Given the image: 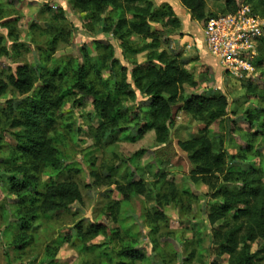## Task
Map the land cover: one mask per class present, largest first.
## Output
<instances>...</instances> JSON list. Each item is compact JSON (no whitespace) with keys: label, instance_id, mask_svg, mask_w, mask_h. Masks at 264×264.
Segmentation results:
<instances>
[{"label":"rangeland","instance_id":"rangeland-1","mask_svg":"<svg viewBox=\"0 0 264 264\" xmlns=\"http://www.w3.org/2000/svg\"><path fill=\"white\" fill-rule=\"evenodd\" d=\"M152 1L156 6L170 4L180 20L177 29L156 24L153 29L160 30L162 34L160 50L179 52L182 59L187 61V69L195 75L198 85L195 88L186 86L187 93L225 95L229 100L226 119L221 124L210 126L215 134L223 137L225 151L229 155H236L247 147L249 141L254 140V156L239 164L230 161L228 169L235 167V164L241 170L251 166L255 170L260 165L264 166V38H261L258 53L252 61L250 76L237 79L225 74L220 68L214 69L198 62L201 58L198 52L206 54L202 27L180 0ZM241 4L249 6L264 23V0H241ZM223 5L224 0H209L206 10L219 16L222 15ZM48 8L53 10L52 13ZM59 8L67 19L58 22L52 17L57 15L55 9ZM88 19L86 13L73 9L68 0H0V37H3L2 46L9 52L8 56H0L1 76L5 78L27 63L37 65L43 51L48 48L50 38L60 31L63 36L52 54L50 65L81 64L82 47H87L93 58H96L99 55L96 43L101 42L112 44L115 59L131 69V62L124 55L121 41L112 33L103 31L104 23L93 25L88 23ZM9 21L13 24V31L4 27V23ZM9 33H12L11 38ZM132 40L142 45L150 42L139 40L135 35ZM147 53L138 54L137 61H145ZM103 76L113 85L114 80L108 70L104 71ZM14 95L13 89H8L0 97V108H4L6 101ZM15 97L20 98L18 95ZM143 100L145 98L138 91L136 98L126 100V115L133 118L138 114L143 118L144 114L138 108ZM178 108L179 105L176 107V123L170 131L168 143L159 144L154 131L137 140V124L134 120L130 121L131 118L123 119L118 126H109L106 131L101 130L104 121L97 117L91 98H85L80 108H76L73 102L67 103L64 118L57 129L58 134H54L57 136L63 167L54 179L75 181L83 200L74 203L68 211L50 214L40 220L33 243L24 251L17 250L12 244L17 232L16 218L12 215L16 195L8 184V164L16 145L12 135L16 129L11 128L9 122L1 121L0 264H42L48 247L57 250V254L44 264H100L105 260L102 251L82 252L74 237L77 224L89 228L91 223H99L109 229L107 236L99 235L92 244H108L110 231L121 225H128L132 236L140 234L139 246L146 253L147 260L138 264H183L185 258L190 259L188 264H229L228 255L217 254L212 238L214 226L208 215L210 207L221 200L220 195L216 196L220 188L237 191L242 187V182L231 180L225 183L223 177L212 178L209 183L192 181L195 167L189 163L187 154L179 148L178 143L196 137L203 126ZM250 115L255 118L252 124L248 122ZM137 152L139 157L131 161L130 158ZM132 175L137 181L146 183L148 192L129 197V200L121 203L119 221L114 223L107 213V207L112 202L122 200L118 187L127 185ZM164 176L167 181L174 183L180 198L166 205L168 221L162 223L160 231L153 236L154 243L145 214L155 205L158 193L168 192V182L163 180ZM43 182H50L49 175L43 176ZM183 191H187L189 196H183ZM247 246L249 248L242 249L258 255L256 264H264V252L259 253V243L249 241ZM108 248L112 252L114 245ZM192 253H195L194 257L190 255Z\"/></svg>","mask_w":264,"mask_h":264},{"label":"trees","instance_id":"trees-1","mask_svg":"<svg viewBox=\"0 0 264 264\" xmlns=\"http://www.w3.org/2000/svg\"><path fill=\"white\" fill-rule=\"evenodd\" d=\"M68 1L73 9L88 15V23H104L103 31L112 33L121 41L124 55L130 60L132 68L128 69L115 59L112 44L101 42L96 43L99 52L96 58L87 47H82L81 64L50 65L52 54L63 36L60 31L50 38L48 48L43 51L37 65L27 63L19 66L5 78L0 73V97L10 88L20 96H12L6 101V106L0 108V122H9L10 127L16 129L12 135L16 145L8 164L9 189L16 195L12 213L17 226L12 240L14 247L24 251L33 243L40 220L50 214L68 211L74 203L83 200L75 181L54 179L63 169L61 151L54 134H58L66 104L73 102L76 108H80L85 98H91L97 117L104 121L101 130L106 131L109 126H118L123 119L131 118L126 115L124 103L136 98L138 91L145 98L138 106L144 115L140 118L135 114L130 119L137 124V140L154 131L157 143H168L179 105V110L191 115L203 126L196 137L178 143L179 148L187 154L189 163L195 167L192 181L209 183L212 178L223 177L225 183L231 180L242 182V187L237 191L226 188L218 190L216 196L220 195L221 200L210 207L208 219L214 226L212 238L219 256L228 255L229 264H256L258 255L242 248H249V241L258 242L259 253L264 252V166L260 165L255 170L252 166L241 170L235 164V167L228 169V162L239 164L254 156V140L249 141L238 154L229 155L224 149L223 137L210 129L212 124H221L226 119L229 111L227 96L188 94L186 86L195 88L198 82L187 69V61L182 59L179 52L160 50L162 34L160 30H154L153 25L179 28L180 20L173 7L168 3L156 6L152 0ZM180 1L199 23L216 16L206 10L209 0ZM242 5L241 0H224L221 14L235 13ZM55 10L58 13L52 20L59 22L67 19L61 8ZM48 11L52 13L53 10L48 8ZM12 26L11 21L4 23V27L11 31L14 30ZM134 35L139 40L150 42L139 44L132 40ZM9 37H12V33H9ZM2 44L3 37H0V56H8L9 52ZM144 51H148L146 60L137 61L136 56ZM106 70L114 80L113 85L103 76ZM39 82L41 85L37 86ZM254 120L250 115L248 122L252 124ZM138 157L137 152L130 160ZM46 175H49V183L43 182ZM163 180L168 182V192L158 193L155 205L145 214L152 237L160 231L161 224L168 221L166 205L180 198L174 183L167 181L165 176ZM118 191L122 200L112 202L107 207V213L114 223L119 221L121 203L134 195L146 194L148 187L132 175L128 184L118 187ZM182 193L183 196L188 195L187 191ZM218 222L221 223L215 226ZM74 230V237L82 252L102 251L105 260L100 264H138L147 260L146 253L139 246L140 234L132 236L128 225L113 228L109 243L102 245L91 242L99 235L107 236V226L91 223L89 228H84L77 224ZM152 240L156 243L154 237ZM110 245H114L112 252L108 248ZM45 252L42 264L54 259L57 254L53 247L46 248ZM190 255L194 257L195 253ZM188 263L190 259L185 258L183 264Z\"/></svg>","mask_w":264,"mask_h":264},{"label":"built area","instance_id":"built-area-1","mask_svg":"<svg viewBox=\"0 0 264 264\" xmlns=\"http://www.w3.org/2000/svg\"><path fill=\"white\" fill-rule=\"evenodd\" d=\"M201 27L205 52L219 68L237 79L250 76L264 38V23L250 7L242 5L235 13L212 17Z\"/></svg>","mask_w":264,"mask_h":264},{"label":"crops","instance_id":"crops-1","mask_svg":"<svg viewBox=\"0 0 264 264\" xmlns=\"http://www.w3.org/2000/svg\"><path fill=\"white\" fill-rule=\"evenodd\" d=\"M199 25H201V23H198ZM202 32V31H201ZM186 41V40H185ZM183 45V44H182ZM202 51V50H201ZM200 55V59L198 60V62L202 65L207 64L208 66L215 68H219V66L216 64V62L212 59V58H208L207 54H202V52H198ZM221 70H223L222 68H220ZM224 72V71H223ZM225 73V72H224Z\"/></svg>","mask_w":264,"mask_h":264}]
</instances>
